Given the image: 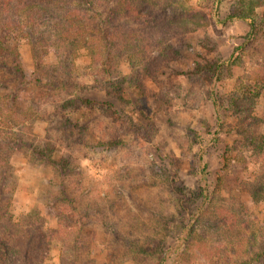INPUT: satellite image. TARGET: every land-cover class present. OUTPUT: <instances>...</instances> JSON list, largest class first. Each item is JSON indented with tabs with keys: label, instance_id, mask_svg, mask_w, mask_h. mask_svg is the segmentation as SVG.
<instances>
[{
	"label": "rangeland",
	"instance_id": "374dc122",
	"mask_svg": "<svg viewBox=\"0 0 264 264\" xmlns=\"http://www.w3.org/2000/svg\"><path fill=\"white\" fill-rule=\"evenodd\" d=\"M129 1L134 7L138 0ZM159 1L166 9V17L161 16L144 29L121 11L117 18L109 15L116 21L109 32L112 58L106 59L111 54L107 52L110 48L97 36L90 40L89 46L93 48H83L84 41H80L71 49L73 53L67 63H73L72 84L83 88L86 98L102 102L105 92L101 84L98 88L96 80L106 78L104 68L109 69L110 77L116 81L122 77L136 79L143 72L140 71L142 44L148 45L150 55L158 51L157 42L163 43L168 37L161 32V26L172 22L170 14L174 12L175 21L168 31L176 34L173 43L179 56L160 65L162 69L156 82H147L141 90H135L137 95L132 93L133 111L123 116L118 112L116 123L107 117L100 118V112L74 114L72 121L78 118L88 122L81 145L68 148L69 142L58 139L64 132H55L50 126L47 119L66 96L57 88L49 87L47 80L52 83L51 78L36 68L56 65L57 54L61 52L65 51L66 56L65 48L72 43L62 32L67 26L62 24L53 34H43L40 28L31 31L28 39L16 35L14 49L25 75L23 84H20L22 79L15 78L17 74L2 69L0 64V103L4 108L0 110V124L10 112L20 113L23 135L31 142L46 140L49 134L47 140L52 139L51 144L54 143L60 154L66 158L68 154L71 156L72 171L62 178L59 171L36 162L25 150L13 155L10 170L16 178V187L9 209L13 221L19 224L24 215L38 213L43 220L39 227H35L34 216L25 219L23 225L28 233L42 229L50 234L58 229V220L48 212L46 202L51 196L63 198L60 182L64 180L70 184L68 198L77 200L76 206L88 225L83 231L97 233L95 242L89 243L90 238L82 236L80 245L73 249L67 246L65 253L60 251L61 242L41 249L35 254L39 264H60L62 259L65 264H155L157 253L142 256L137 254V247L148 244L150 248L153 240L164 241L167 229L175 230L177 205L169 188H195L197 137L205 146L206 179L213 198L197 224L189 249L179 257L170 258L168 264L218 261L221 264L247 259L252 246L256 250L254 244L264 231V152L258 154L259 148L254 145L264 142L258 140L251 146L238 132L241 129L245 134H264V86H256L264 83V0H259L255 7L260 28L253 41H248V27L241 21L221 25L213 20L214 0ZM237 2L222 0L218 6L220 18L236 11ZM109 7L104 12L100 10L103 19L108 16V9L113 11V4ZM124 31L136 34L131 44L121 39ZM169 52L172 54L168 58H173V51ZM228 60L231 64L221 73L215 87L219 104L216 110L209 94V82L198 73L197 66H203L204 61ZM11 61L10 57L5 58L6 65L10 66ZM152 66H148L147 73H153ZM37 77L41 82L35 86ZM253 91L255 94L250 95ZM13 95H18V101L11 104ZM244 98L254 99L251 113L237 120L230 103ZM115 107L120 111L119 103ZM102 139H117L119 144L114 148L104 147L98 144ZM256 190L258 193L252 198ZM62 203L68 205V202ZM64 205L61 208L67 211ZM172 216L174 220H169ZM33 221L36 224L30 228L29 223ZM110 230L127 235L136 244L133 252L120 247V243H112ZM172 235L166 241L170 242Z\"/></svg>",
	"mask_w": 264,
	"mask_h": 264
},
{
	"label": "trees",
	"instance_id": "16d2710c",
	"mask_svg": "<svg viewBox=\"0 0 264 264\" xmlns=\"http://www.w3.org/2000/svg\"><path fill=\"white\" fill-rule=\"evenodd\" d=\"M214 1L215 5H213L215 8L211 17L217 24L226 25L228 23L241 21L248 27V41L257 39L260 25H258L255 7L259 0H238L237 10L231 12L223 19L220 18L218 12V6L222 0ZM109 4H113V11L108 9L106 11L108 16L103 19V10L107 7L110 8ZM132 5L133 4L129 0H0V16L3 17L2 21H0V64H2V69H6L13 75L17 74L15 78L22 79L20 84L25 82V75L22 73L20 61H18V56L14 49L16 35L21 34L25 39H28V37L31 36V31H37L42 28L43 34H53L58 31L62 24L67 26L62 32L72 43H69V46L65 48L68 51L66 56L64 57V50V52H61L62 56L55 52L59 57V61L56 65L36 66V68L38 71L43 72L49 79L51 78L52 83L47 80V85L49 87L57 88L66 96L47 120L55 132H64L63 135H59L58 139L69 142L66 145L68 148H71L73 144H83L82 142L87 134L86 127L88 122L83 123V121L78 118L72 121L71 117L74 114L81 111L100 112V118L107 117L116 123V119H119L118 112L123 116L125 112L130 113L133 111V107L131 106L132 93L135 92L137 95L136 91L141 90L144 84L147 82H156L158 79V72L162 69L160 65L179 56V50L175 46V43H173L176 34L171 35L168 31L173 21H175L174 12H171L170 19L172 22H166L161 26V32L168 37H165L163 43L161 41L157 42L158 51L155 52L156 54L153 53L150 55L149 52H151V50L147 49L148 45L142 44L144 48L140 53V62L142 64V69H140V71L143 72H139L136 79H134L135 77L130 79L128 77H122L119 81H116V78L110 77V73H108L109 69L104 68L103 73L106 75V78H104V80L102 78L96 80L98 88L101 84L105 92V100L102 102L86 98L83 94V88L76 87L75 84H72L74 79L72 78L70 67H73V63H67V61L71 53H73L71 49H73L74 45L80 41H84L83 48H93L91 45L89 46L90 40L97 36L99 40L110 48L107 52L111 53L113 47L110 45L112 35L109 32L114 28L116 21H114L112 17H109V15L114 14L115 18H117L121 11L125 17H128L135 24L140 25L142 29L159 21L161 16L166 17V9L162 8L159 0H138L134 7H132ZM151 7L153 10L151 9L150 12L149 8ZM172 9L173 7L171 11ZM171 15L174 17L173 19ZM135 38L136 34L133 33V31H124L121 34V39L128 44H131ZM39 39L43 40V37ZM170 49L173 51V58H168V56L170 57L172 54L169 52ZM8 57L12 59L10 66L5 64V58ZM112 57L113 55L111 53L106 56V59ZM230 64L229 60L223 62L204 61L203 66H197L199 67L197 68L198 73L202 75V78L206 77L209 82V94L216 110H218L219 104L215 96V87L220 80L221 73ZM103 65L105 66V63ZM149 65H153L152 74L147 73L150 72L147 71L149 70ZM69 81L71 84L68 83ZM35 82H37L35 86H38V83L41 82V78L37 77ZM261 85L264 86V83H258L256 86L259 87ZM91 89L95 90L97 87H92ZM17 92L20 93V91ZM249 94L254 95L255 93L253 91L249 92ZM17 101L18 95H13L11 104L17 103ZM253 102V98H244L235 99L230 103V108H233V113L237 120L241 116L243 117L244 114H248V112L251 113ZM116 103H119L120 111L115 107ZM0 110H4L2 103H0ZM10 114L9 117L3 118L0 124V264H39L38 260H35V254L41 249L45 250L46 247H51L54 243L55 245L58 242H61V244L63 243L60 251L65 253L67 246L73 249L77 245H80L82 236L89 237V243L95 242L97 233L96 231H83L88 225H85L81 211L79 207L76 206L78 203L77 200L68 198L67 190L70 184L68 183V186L64 180L60 182L63 198L51 196L49 201L46 202L48 212L53 214L58 220V229L51 231V236H49L50 234H48V231H43L42 229L37 231V233H28L29 231H27L26 226L23 225L26 223L25 219H31L34 216L35 220H37V224L34 223V221L29 223L30 228L34 226V224H36L35 227H39L40 225L38 224L42 223L43 220L40 219L38 213L36 215L30 212L24 215V219L19 224H15L13 221L12 215L9 212L12 193L16 187V178L10 170V160L13 155L25 150L36 162H43L45 167L54 169V172L59 171L62 178L72 170L70 166V154L67 155V158L60 154L54 143L53 145L51 144L52 139L48 138L47 140L49 134L46 135V140L44 139L36 143L31 142V140L23 135L22 122L18 119L21 114L14 112H10ZM79 118L82 119L83 117ZM238 133L242 134L245 140L251 142V146L253 142L258 140L264 142L263 133L245 134L241 129H239ZM197 138L199 151L196 154L197 179L195 188L190 189L185 186L169 188L177 205L178 214L174 217L176 218L175 230L167 229L163 242L158 239L153 240L150 247L151 249L148 247V244L137 247V254H141L142 256H150L151 254L157 253L158 257L155 264H168L170 258L175 256L179 257L189 249L194 239L193 236L196 234L197 224L206 214L208 204L212 201L213 192L209 189V184L206 179L207 163L204 161L203 155L205 146L203 142L200 141V138ZM98 144L104 147L114 148L119 144V140L110 139L104 141V139H102ZM262 145H264V143L261 145H254L259 148L258 154H263L264 152V147H262ZM257 193V190L254 191L252 198H255ZM62 202H68V205H64ZM63 205L66 206V208L68 207L67 211L61 208ZM174 218L173 216L168 217L169 220H174ZM20 225L23 227L22 229H20ZM87 228L88 227L85 229ZM15 229H18V233H15ZM36 234L38 235L36 236ZM108 234L111 236L112 243H120V247L127 249L128 252H133L132 248L136 244H132V241L128 239L127 235L125 236L116 230H110ZM171 234H173L172 240L170 242L166 241V238ZM71 236L72 238L70 239ZM63 237L66 238L64 239ZM254 245H256V250L252 246V248L248 250V252H250L248 253L250 257L247 259H233L223 261L221 264H264V231L260 235L258 243ZM60 264H65L63 259ZM215 264L220 263L218 261V263Z\"/></svg>",
	"mask_w": 264,
	"mask_h": 264
}]
</instances>
